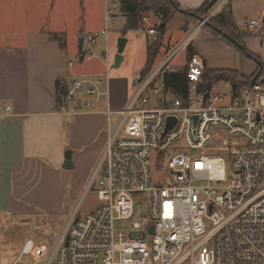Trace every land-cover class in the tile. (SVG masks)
<instances>
[{
  "label": "built area",
  "instance_id": "1",
  "mask_svg": "<svg viewBox=\"0 0 264 264\" xmlns=\"http://www.w3.org/2000/svg\"><path fill=\"white\" fill-rule=\"evenodd\" d=\"M122 1L103 0L106 28L83 37L84 44L93 46L108 35L107 25L125 19ZM161 21V15L145 13L133 32L152 46ZM261 24L251 20L247 30ZM188 40L155 71L134 81L136 91L125 110L105 112V152L89 182L96 184L99 205L89 216L71 218L46 264H264V79L238 93L229 83L228 94L205 91V67L194 55L184 66L188 87L183 101L164 86L163 75L175 69L170 60ZM100 85L91 77L72 80L63 113L69 102L78 101L79 92L88 98L107 96ZM112 117L119 118L113 131ZM171 117L175 124L164 135ZM214 154L222 164L215 175ZM138 197L148 210L145 215L141 210L146 225L135 221ZM116 222L129 227L116 232ZM23 254L35 262L48 255L44 245L31 240L24 243Z\"/></svg>",
  "mask_w": 264,
  "mask_h": 264
},
{
  "label": "crops",
  "instance_id": "2",
  "mask_svg": "<svg viewBox=\"0 0 264 264\" xmlns=\"http://www.w3.org/2000/svg\"><path fill=\"white\" fill-rule=\"evenodd\" d=\"M59 1L0 0L2 215L25 216L28 211L36 213L34 209L37 208H51L54 201L64 205L68 201L67 187L69 196L77 200L105 152V112L112 109L108 101H101L104 95L91 98L92 102L85 100L89 107L79 99L80 102L73 103V112L63 113L62 107L56 105L57 83H64L68 88L76 78L71 72L73 64L70 66L72 60L69 58L72 44L65 45L61 39L63 34L65 36L62 18L52 19L51 11ZM206 1L173 0L182 11H197ZM222 1L219 0L208 15ZM223 6L227 8L230 23L225 34L232 33L241 38V45L250 57L213 36L209 28L203 26L198 29L201 31L199 38L191 43L195 55L202 60L206 70H234L244 78L253 76L263 81L264 0H227ZM99 7L104 24L103 0H99ZM251 20L263 24L249 31L247 24ZM173 21L183 34L197 31L198 25L183 19L180 14L169 23ZM53 36L58 40H53ZM85 57L83 60L88 62L94 58L91 56L88 60ZM258 71L262 72L261 76ZM219 83L225 84L217 82L213 90ZM105 88L108 92L107 85ZM67 153L70 154V167L64 169ZM28 240L31 239H25L23 246ZM37 245L42 244L37 241Z\"/></svg>",
  "mask_w": 264,
  "mask_h": 264
},
{
  "label": "rangeland",
  "instance_id": "3",
  "mask_svg": "<svg viewBox=\"0 0 264 264\" xmlns=\"http://www.w3.org/2000/svg\"><path fill=\"white\" fill-rule=\"evenodd\" d=\"M52 19L55 21L62 18L63 30L65 36H61L63 43L68 45L71 43L73 51L69 54L72 60L71 72L77 79L82 77H91L101 80L99 86L101 92H105V85L108 88V95L101 98V101H108L110 109L125 110L134 96L136 87L132 83L138 79L140 70L143 68L147 56V43L144 40L142 33L128 32L124 37L127 39L126 47L123 51V62L118 68H112L114 61V54L116 52L117 39L122 37V31L125 24V19H115L114 23L107 25L108 35L106 37H99L93 46L84 44L82 51H79L78 37H85L94 32H100L106 28L105 22L103 24L102 14L99 7V0H61L57 2L51 11ZM75 29V31H73ZM193 30L183 34L178 28L175 21L168 24L167 29L161 38V45L156 53L152 71L160 66L169 54L176 49L180 44L184 43L188 38V42L199 38L201 31ZM190 36V37H189ZM79 55H91L92 61L83 60L80 62ZM176 56L170 60L169 66L173 68H181L186 64V56L184 50L177 52ZM214 91L221 94H228L229 87L225 84L219 83ZM88 100L92 102L91 98H85L82 93L76 95V100ZM75 101L69 102V112H73ZM89 110V109H86ZM113 124L111 130L113 131L118 123V117H112ZM105 134L108 138V134ZM217 154L211 155L212 173L218 174L221 171L222 164L219 163ZM97 187L93 185H86L82 189L77 200L70 197L69 187L66 189L65 196L68 201L64 205H60L54 201L51 208L41 209L37 208L36 213L26 212L25 216H11L10 214H0V258L6 261V264H46L47 257L57 244V241L64 232L68 222L72 217L82 218L95 213L99 201L96 196ZM141 197L136 198L135 221L142 225H146L145 220H141V210L143 215L147 214L146 204H139ZM5 216V217H4ZM129 227L128 222H116V232H123ZM30 238L34 244L37 245L39 241L47 249L48 255L43 257L40 261L35 262L29 254L19 256L25 239ZM38 238V239H37ZM37 239V241H36ZM19 257V258H18ZM17 259H19L17 261ZM0 260L1 264L5 261Z\"/></svg>",
  "mask_w": 264,
  "mask_h": 264
},
{
  "label": "trees",
  "instance_id": "4",
  "mask_svg": "<svg viewBox=\"0 0 264 264\" xmlns=\"http://www.w3.org/2000/svg\"><path fill=\"white\" fill-rule=\"evenodd\" d=\"M219 0H207L199 10L197 11H186L184 14H180L178 10L173 6V0H123L122 1V9L123 15L125 16V24L122 31V37L126 35L128 32H133L138 29L140 26L141 16L145 13L154 12L158 15L162 16V24L165 25V28L161 30L159 29L158 41L154 43L152 46L147 45L146 49V62L143 68L140 70L139 77L137 80L143 79L151 73V69L154 63L155 55L161 45V38L164 34L169 22L174 18L176 14L182 15L183 19H188L190 23L199 25L200 20L204 19L208 13L213 9L214 5ZM178 8V7H177ZM179 9V8H178ZM192 13V15L190 14ZM208 24V25H207ZM205 24L204 28H209L210 32L213 36L223 40L228 43L230 46L232 45L235 49H237L243 55H247L250 57V54L245 52V50L238 49L235 45L230 43L225 37H223L218 32L214 31L212 27H216L221 29V31L225 34L227 26L230 25L228 19V11L226 6H223L222 9L215 14L214 17L210 18ZM185 29V28H184ZM227 35V34H226ZM230 38H234L238 43L241 44V38L237 35L231 33V35H227ZM53 40L56 39V36L52 37ZM184 55L186 59H190L195 55L192 44L189 42L185 45ZM259 76L262 75V72L258 71ZM252 77L244 78L238 72L234 70H226V69H216L213 71L204 69L202 74L201 83L203 85V89L205 91L211 92L213 91V87L217 82H225L229 83L233 89L234 93H238L240 90L251 87L250 80ZM243 80V82H242ZM163 83L164 86L170 90L176 97L182 99L183 101L186 98L187 92V78H186V70L184 67L175 68L170 70V72H166L163 75ZM56 89L58 92L56 98V105L59 107H63V101L66 98L68 89L65 87L64 83H57Z\"/></svg>",
  "mask_w": 264,
  "mask_h": 264
},
{
  "label": "water",
  "instance_id": "5",
  "mask_svg": "<svg viewBox=\"0 0 264 264\" xmlns=\"http://www.w3.org/2000/svg\"><path fill=\"white\" fill-rule=\"evenodd\" d=\"M173 6L178 10V12L180 14H184L186 13V11H182L180 9L177 8V6L174 4V2H172ZM192 15V13H190ZM203 20V19H202ZM200 20V21H202ZM205 24H207V22H205ZM208 25V24H207ZM165 28V25L161 24V30H163ZM212 29L216 32H218L219 34H221L223 37H225L230 43H232L233 45H235L238 49L240 50H244V48L242 47V45L240 43H238L234 38H230L228 37L226 34H224L220 29L218 28H214L212 27ZM127 39L123 36V37H120L117 39V46H116V52L114 54V61H113V65H112V68H118L121 63L123 62V57H122V54H123V51L126 47V44H127ZM78 43H79V51L81 52L82 51V47L84 45V42H83V39L82 38H79L78 39ZM83 55H79V60L80 62L83 61ZM255 80L256 78H253L250 82V84L253 86L255 85ZM262 83V81L260 82ZM132 85L134 86L135 85V82L132 83ZM201 89V85H199V91ZM195 120H197V118H195ZM175 124V118L174 117H171L167 120V124H166V127H165V130H164V135H166L169 131L172 130L173 126ZM65 167L64 169H69L70 167V154L67 153L65 155ZM150 233L152 234V229L150 230ZM65 246H67V239L65 240Z\"/></svg>",
  "mask_w": 264,
  "mask_h": 264
}]
</instances>
